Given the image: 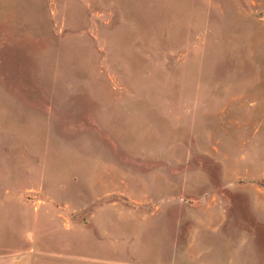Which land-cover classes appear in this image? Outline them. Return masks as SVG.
Here are the masks:
<instances>
[{"label":"rangeland","instance_id":"374dc122","mask_svg":"<svg viewBox=\"0 0 264 264\" xmlns=\"http://www.w3.org/2000/svg\"><path fill=\"white\" fill-rule=\"evenodd\" d=\"M0 264H264V0H0Z\"/></svg>","mask_w":264,"mask_h":264}]
</instances>
